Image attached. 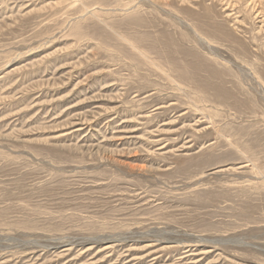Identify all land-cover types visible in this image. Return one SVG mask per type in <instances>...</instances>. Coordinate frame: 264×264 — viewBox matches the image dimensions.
I'll use <instances>...</instances> for the list:
<instances>
[{"label": "rangeland", "instance_id": "374dc122", "mask_svg": "<svg viewBox=\"0 0 264 264\" xmlns=\"http://www.w3.org/2000/svg\"><path fill=\"white\" fill-rule=\"evenodd\" d=\"M0 264H264V0H0Z\"/></svg>", "mask_w": 264, "mask_h": 264}, {"label": "bare ground", "instance_id": "6f19581e", "mask_svg": "<svg viewBox=\"0 0 264 264\" xmlns=\"http://www.w3.org/2000/svg\"><path fill=\"white\" fill-rule=\"evenodd\" d=\"M149 56V55H148ZM160 68V67H159ZM162 69V68H161ZM160 71V70H159ZM165 75V74H164ZM193 81V80H192ZM195 82H197L196 80H194ZM190 82V81H189ZM192 83V82H191ZM196 84V83H195ZM199 84V83H198ZM191 87H193V86H191ZM196 87H197V85H196ZM214 96V95H213ZM212 97V96H211ZM197 107V106H196ZM163 108V107H162ZM196 110H198V111H200V109H196ZM197 111V112H198ZM247 112V111H246ZM242 116V115H241ZM204 118H206V117H204ZM239 118V117H238ZM210 124H212V125H214L213 123H210ZM215 126V125H214ZM218 131V130H217ZM238 139V138H237ZM238 140H235V143H237V144H239L238 142H237Z\"/></svg>", "mask_w": 264, "mask_h": 264}]
</instances>
